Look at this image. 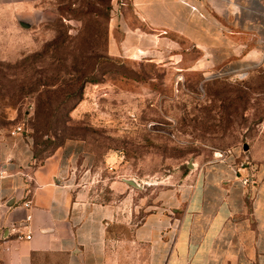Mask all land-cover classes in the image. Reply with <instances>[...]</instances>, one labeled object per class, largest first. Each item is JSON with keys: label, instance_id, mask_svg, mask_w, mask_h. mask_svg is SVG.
I'll use <instances>...</instances> for the list:
<instances>
[{"label": "rangeland", "instance_id": "374dc122", "mask_svg": "<svg viewBox=\"0 0 264 264\" xmlns=\"http://www.w3.org/2000/svg\"><path fill=\"white\" fill-rule=\"evenodd\" d=\"M123 9L130 12L129 0H0V129L20 125L33 141L39 99L60 100L74 65L91 69L99 81L85 84L73 122L56 124L61 137L43 134L35 148L44 159L63 136L84 143L93 171L81 178L77 170L79 183L90 199L120 203L104 264H149V246L133 239L135 223L153 208L176 213L175 191L206 165L242 169L247 182L264 174V53L186 54L181 36L159 30L172 39L160 52L113 55L108 39ZM202 58L204 70L196 68ZM116 178L128 183L121 192ZM56 259L36 254L34 264Z\"/></svg>", "mask_w": 264, "mask_h": 264}, {"label": "crops", "instance_id": "0c3cea01", "mask_svg": "<svg viewBox=\"0 0 264 264\" xmlns=\"http://www.w3.org/2000/svg\"><path fill=\"white\" fill-rule=\"evenodd\" d=\"M129 2L130 12L115 17L120 30H110V54L160 52L172 39L159 30L181 36L186 54L264 53V0ZM92 161L78 139L37 160L29 137L0 129V264H34L36 254L55 256L56 264L105 263L120 203L90 199L81 186L79 169L86 178ZM242 172L206 165L175 191L176 213L153 208L135 223L133 239L149 246V264H264V174L247 182ZM125 184L112 181L118 192Z\"/></svg>", "mask_w": 264, "mask_h": 264}, {"label": "trees", "instance_id": "16d2710c", "mask_svg": "<svg viewBox=\"0 0 264 264\" xmlns=\"http://www.w3.org/2000/svg\"><path fill=\"white\" fill-rule=\"evenodd\" d=\"M59 39V35H56L50 42L46 43L44 47H48L50 44H54ZM76 74H73L68 80H63L62 85L59 90L63 93V97L55 103H52V98L49 95H44L42 99H39L36 105V111L34 114L35 129L36 134L33 132L31 135L33 141H31L33 156L37 160H42L38 156V151L35 148L38 144L39 136L46 134V140L52 136L53 138L61 137L60 128L55 127V125L67 126L69 123L73 122L70 112L83 98V89L87 82L96 83L97 80L91 74L93 71L88 68H82L80 66L74 65L72 67ZM42 86H48L49 83L46 80L41 83ZM46 92H50L46 89ZM58 110L62 112L57 114ZM54 124V125H53ZM54 128V129H52ZM50 133V134H49ZM68 136H63L62 140L57 143V146L63 143V140ZM70 137V136H69ZM47 141H44L46 143ZM50 155V154H49Z\"/></svg>", "mask_w": 264, "mask_h": 264}, {"label": "built area", "instance_id": "2783aa9c", "mask_svg": "<svg viewBox=\"0 0 264 264\" xmlns=\"http://www.w3.org/2000/svg\"><path fill=\"white\" fill-rule=\"evenodd\" d=\"M121 3H123V2H121ZM123 4H124V3H123ZM21 131H22V127H21L20 125H17V126L13 127V128L10 130V133H11V134H17V133H19V132H21ZM29 203H30L29 200L25 201V202H24L25 207H28V206H29ZM29 219H30V214H26V216H25V218H24V221H29ZM26 237H28V238L30 237L29 232L26 234Z\"/></svg>", "mask_w": 264, "mask_h": 264}, {"label": "water", "instance_id": "95a60500", "mask_svg": "<svg viewBox=\"0 0 264 264\" xmlns=\"http://www.w3.org/2000/svg\"><path fill=\"white\" fill-rule=\"evenodd\" d=\"M244 148L246 149L247 148V144L244 145ZM192 165V164H191ZM129 182H132V180L130 179H127Z\"/></svg>", "mask_w": 264, "mask_h": 264}]
</instances>
